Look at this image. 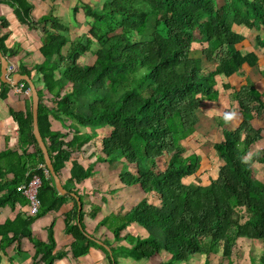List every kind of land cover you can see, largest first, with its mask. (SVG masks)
Segmentation results:
<instances>
[{"label": "trees", "instance_id": "16d2710c", "mask_svg": "<svg viewBox=\"0 0 264 264\" xmlns=\"http://www.w3.org/2000/svg\"><path fill=\"white\" fill-rule=\"evenodd\" d=\"M0 3L10 6L22 24L32 29L43 25L39 52L44 60L32 70L23 69L22 75L33 79L37 90L38 84L42 85L38 90L39 127L56 174L74 152L108 126L112 130L102 141L101 158L122 162V182L138 184L159 199V204L153 205L146 197L127 214L103 222V226L111 221L120 223L114 229L117 239L132 223L149 234L144 240L128 238L132 249L114 250V260L105 247L87 236L82 213L79 224L76 204L65 221L66 232L74 238L70 246L74 259L99 247L107 252L112 264H120L119 255L149 260L162 251L171 254L174 262H187L196 254L218 253L230 261L240 239L264 243V149L260 156L253 154V160L246 158L263 138V131L255 123L258 125L264 116V92L256 89L250 78L239 89L224 82L257 68V51L264 49V0H104L101 10L76 0L72 17L82 9L90 20V30L85 40L73 42L67 36L69 28L53 14L34 21L31 1ZM1 24L0 32L9 27L5 19ZM234 26L260 29L261 34L246 38L234 31ZM8 37L0 35V50L7 59L11 57ZM94 46V64L80 63ZM257 73L264 79V69ZM21 85L24 91L29 90L26 82L17 87ZM2 87L0 98L6 100L10 89L4 83ZM232 89L229 109L239 113L242 121L235 128L229 127L228 121L218 124L221 138L211 147L221 164L216 176L208 177L210 181L205 184L202 181L207 170L202 175L200 170L202 153L208 156L206 150L200 147L202 153L185 154L182 142L212 124L216 118L206 110L219 106L221 96ZM43 99H51L50 107ZM31 103L32 94L27 113L9 112L18 124L20 143L36 146L33 156L39 155L43 167L38 168L37 162L27 166L16 151L1 152L0 190L6 193L0 196V208L20 201L23 193L19 187L39 174L41 208L37 216H43L58 210L65 195L57 193L51 175L44 173L42 150L33 132ZM49 115L70 126V131H53ZM79 126L90 127L91 133H82ZM207 130L212 142V126L204 130L206 134ZM70 133L72 138L66 140ZM253 161L263 164L255 174ZM92 170L93 165L85 168L75 161L71 178L82 182ZM8 173L14 174L11 180L6 178ZM33 222L32 217L18 216L0 226L1 249L28 238L36 251L33 264H53L65 253H53L52 227L47 230V242L34 240ZM251 261L264 264V249L260 255L251 252Z\"/></svg>", "mask_w": 264, "mask_h": 264}, {"label": "crops", "instance_id": "0c3cea01", "mask_svg": "<svg viewBox=\"0 0 264 264\" xmlns=\"http://www.w3.org/2000/svg\"><path fill=\"white\" fill-rule=\"evenodd\" d=\"M29 1L33 3V8H35L32 12L34 21H38L43 16L53 14L55 17L63 20L65 23L64 25L69 28L67 36L71 42L82 38L85 40L87 38L90 30V20L86 18L84 11L81 9L80 13L76 15L75 18L72 17V7L76 0ZM82 1L89 3L93 8L95 7V10H101L104 5V0H100L101 6L95 5L94 2L90 3V0ZM3 19L7 20L9 23V27L3 29L0 32V35H9L6 45L10 49L9 54L11 57L8 59L9 79L12 80V77L15 74H22L23 69L32 70L36 65L43 62L44 59L41 56L39 49L41 45H43L41 43L43 42L44 29L43 25L39 28L32 29L28 25L22 24L15 14V11L10 6L6 5V3H0V26ZM237 28L245 30V32L241 33V31L236 30ZM233 29L244 35L246 38L261 34V30L248 29L245 26H234ZM247 32L249 35H247ZM257 56V68L248 69L246 76H234L230 79L224 80V82L232 83L231 85L234 86L233 81L240 78V86H236L239 89L244 85L242 82L243 79L248 77L255 85L263 86L264 92V79L258 78L257 73L259 69H264V66H259V61L264 59V49L257 51ZM10 69H12V72H10ZM32 76L33 78L36 76L35 72ZM2 83L0 71V95L3 90ZM6 85L10 89L7 99L2 100L0 98V153L6 150L16 151L19 155L24 157L27 166H32L31 164L37 162L38 168L43 167L39 155L36 158L33 156L36 153V146L34 144L22 145L20 143L18 124L15 122L14 118L11 117L9 112V109H12L16 112L27 113L29 110V99L27 100L23 95L17 94V86ZM39 89H42V85L38 84V90ZM44 105L48 108L51 103H46L45 101ZM229 108L230 97H227L226 94H224L220 98L219 106L215 108L210 106L206 110V113L215 117V110L217 111L218 116L222 115L223 117L229 115L227 114L230 113L227 111ZM234 115H237L239 120L241 119L239 113H230V116ZM48 118L53 131H61L62 133L70 131V126H66L62 121L55 120L50 115ZM263 121L264 120H262V123ZM229 125H231V123H229ZM79 130L82 133H91L90 127L79 126ZM111 130L112 128L108 126L100 129L98 131V136L81 147L79 151L74 152L71 155L70 160L64 163L58 176L65 189V200L58 210L47 211L43 216H36L34 218L30 214L28 200L26 196L22 194L21 200L17 201L14 206L7 205L0 208V226L4 225L7 221H14L18 216H21L24 219L32 217L34 219L31 227L33 234L32 238L42 242H47V230L52 227L53 238L55 240L53 253H65L63 257L57 259L53 264H112L107 252L99 247H92L88 254L77 259L72 257L70 246L74 241V238L70 233L66 232L65 221L66 216L72 212L75 205L77 204L78 206L76 197L71 195V193H75L80 197L83 206V226H80L84 227L87 236L94 242L102 247L107 246L111 249L110 252L105 247L113 260L115 259L114 250L119 252L121 248L132 249V245L128 241V238L147 239L149 237L148 232L137 223L127 225L118 239L114 233V229L120 224L118 221H111L110 224L103 226V222H105L106 219L112 216L118 217L127 214L146 197L149 198V201L152 202L153 205L159 204V199L152 194L145 193L140 185L135 184L129 186L122 182L120 178V172L124 166L122 162L116 161L111 163L101 158L104 156L102 141L111 133ZM72 136L73 134L70 133L66 140H70ZM262 136L263 138L252 146L248 153V157L251 156V158H253V154H256L257 149L260 151L264 149L263 133ZM75 161L83 165L85 168L93 165L92 174L82 182H77L76 180L73 181L71 178V169ZM0 164H2V162H0ZM130 168H132V166ZM13 177L14 174L12 173H8L6 176L8 180H11ZM0 181H2L1 177ZM4 193H6L5 189H1L0 196ZM57 193L60 194L58 191ZM80 216L81 215L78 213L79 224ZM71 224H74V221H71ZM12 236L13 234H10V237ZM245 240L248 239H240L238 241L237 246L233 250V255L230 261H225L222 257V253H218L211 254L210 256L196 254L191 256L187 262H174L172 260V255L166 251H162L149 260L137 259V256L132 254H129L126 257L119 255L117 260L120 264H252V251L246 252V250L240 246L241 242ZM252 242L253 244L260 243L261 245H264L262 241ZM263 249L264 247L261 248V250H258L257 254L260 255ZM35 253L36 251L33 241L28 238H23L3 249H1L0 246V264H33Z\"/></svg>", "mask_w": 264, "mask_h": 264}, {"label": "rangeland", "instance_id": "374dc122", "mask_svg": "<svg viewBox=\"0 0 264 264\" xmlns=\"http://www.w3.org/2000/svg\"><path fill=\"white\" fill-rule=\"evenodd\" d=\"M91 2H94L95 5H100L101 6L100 0H93V1L90 0V3ZM94 9H95V7H94ZM61 22L63 24H65L63 20H61ZM236 30L237 31H241V33L245 32V30H241L239 28H237ZM247 35H249L248 32H247ZM204 47H206V45H204ZM68 50H69V47H66L64 49V51H63L64 55L67 54ZM95 50H96V46H94V50L86 52L81 57L79 62L80 63H84L86 65L93 64L94 61L96 60V56H95V53H94ZM204 65H209L210 68L214 67V65L212 63L205 62ZM259 66L260 67L264 66V59H261L259 61ZM246 79H243V81H242L244 84H246L249 81L248 77ZM240 83H241V79L240 78L235 79L233 81V85L237 86V87L240 86ZM231 84L232 83H230V85ZM22 86H24V85H21V88H22ZM253 86L255 88H257L260 92H263V86H261V85L257 86V84L256 85L254 84ZM17 90H18V88H17ZM233 91H234V89H232L231 91L230 90H226L225 91L226 96L227 97L229 96L231 98L232 97L231 93ZM17 94L18 95H23L24 98H26L27 100L29 99V101L31 99V92H28V89L26 91H24L22 89L21 92L17 91ZM49 97H51V96L49 95ZM43 101H48V103H49L51 101V99H50V101H49V99H45V100L43 99ZM227 111L230 112V113L233 112L231 109H227ZM230 113H227L229 115L222 117V116H218L217 115V111L214 110L215 118L217 119V121H216V119H212V124L210 123V125H208V124L204 125V127L202 128V131L199 133L198 136L194 135L193 137H190L187 140L182 142L184 144V147H185V150H186L185 154L190 153V152H194V151H198V153H202V150L199 149L200 147H204V149L206 150V152L208 154V156H207L206 154L202 153L203 165H202V168L200 170V174L202 175V171L203 170H207V173L203 176L202 183H205V184L209 183L210 178H208V177H210L211 175H212V177L216 176L217 170L219 169V165L221 164V161L217 160V155H216V153H214L213 147H211L213 142L219 141L220 138H221V127H219L218 124L221 121L222 122L228 121L229 123H231V125H228V126L231 127V128H235L242 121V117L239 120V117L237 115L231 116L232 118L229 119L228 117L230 116ZM262 119H264V116L262 117ZM262 119L260 121H258V125H257V123H255V125L258 128H261V130L263 131V134H264V125L262 123ZM232 121H234V122H232ZM208 126H212V142H210V137H209L211 135V132H209V130H207L208 134H206V132L204 131V130H206L208 128ZM225 126H227V124H225ZM256 154L257 155L260 154V150L259 149L256 150ZM246 158H249V159L253 160V158H251V156L248 157V154H247ZM253 168H254V174H255L258 169H262L263 168V164H261V165L260 164H256L253 161ZM240 246H241V248H244V250H246V252L252 251V252H254V254H257L258 250H261V248L264 247V245H261L260 243L259 244H256V243L253 244V242L249 241V240L242 241Z\"/></svg>", "mask_w": 264, "mask_h": 264}, {"label": "water", "instance_id": "95a60500", "mask_svg": "<svg viewBox=\"0 0 264 264\" xmlns=\"http://www.w3.org/2000/svg\"><path fill=\"white\" fill-rule=\"evenodd\" d=\"M0 61H1V81L5 84H9L12 86H18L20 82L24 81L29 85L30 92L32 94V114H33V132L35 135V138L37 139V142L42 150L43 160L44 164L46 166V169L48 170L49 174L51 175L54 186L56 190L60 194L65 193V189L61 184V180L59 176L56 174L54 167L52 165V161L50 159L48 150L46 148V145L42 139L41 131L39 127V93L37 90V87L33 80L28 75H22V74H15L12 77V80L9 79V61L8 59L2 54L0 50ZM71 195L75 196L78 201V213L79 215L82 213L83 206L81 199L78 195L75 193H71ZM102 245V244H101ZM105 246V245H104ZM110 252L111 249L107 246H105Z\"/></svg>", "mask_w": 264, "mask_h": 264}, {"label": "built area", "instance_id": "2783aa9c", "mask_svg": "<svg viewBox=\"0 0 264 264\" xmlns=\"http://www.w3.org/2000/svg\"><path fill=\"white\" fill-rule=\"evenodd\" d=\"M12 72V69H10ZM24 86H22L23 88ZM20 87V89L22 90ZM18 89L19 92L21 90ZM30 92V89L28 90ZM44 173L47 175L48 170L44 169ZM42 185V179L39 174H35L28 183L22 184L19 189L26 196L29 204V210L31 216L35 217L38 215L41 208V200L39 198V190Z\"/></svg>", "mask_w": 264, "mask_h": 264}, {"label": "clouds", "instance_id": "9594fccd", "mask_svg": "<svg viewBox=\"0 0 264 264\" xmlns=\"http://www.w3.org/2000/svg\"><path fill=\"white\" fill-rule=\"evenodd\" d=\"M228 118H229V119H231L232 117H231V116H229Z\"/></svg>", "mask_w": 264, "mask_h": 264}]
</instances>
